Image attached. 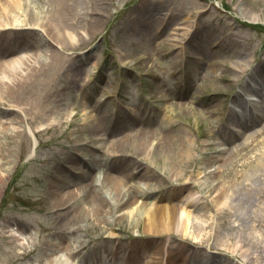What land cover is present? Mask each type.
<instances>
[{
  "label": "rangeland",
  "instance_id": "obj_1",
  "mask_svg": "<svg viewBox=\"0 0 264 264\" xmlns=\"http://www.w3.org/2000/svg\"><path fill=\"white\" fill-rule=\"evenodd\" d=\"M67 1L56 30L60 4L26 0L44 29L0 45L53 65L19 72L9 89L0 82V264H51L64 246L73 259L53 264H87L119 240L134 246V264H156L166 240L184 264H264V199L251 190L250 201H231L242 213H214L264 155V106L233 108L264 75V0ZM248 119L245 130L236 123ZM111 176L130 187L121 201L105 196ZM187 200L186 236L144 231L153 203Z\"/></svg>",
  "mask_w": 264,
  "mask_h": 264
},
{
  "label": "bare ground",
  "instance_id": "obj_2",
  "mask_svg": "<svg viewBox=\"0 0 264 264\" xmlns=\"http://www.w3.org/2000/svg\"><path fill=\"white\" fill-rule=\"evenodd\" d=\"M60 4V8L58 11L60 12V19L53 22V29L59 30L66 26L67 19L65 17L66 9L70 7V3L67 0H53ZM26 7V0H0V45L3 49L7 48L9 44H15L16 42L24 40V35H19L13 33V30H28L32 28L41 27L44 29V23L37 18V12L35 15V11H30L29 13L25 12ZM20 27V28H19ZM19 32V31H16ZM55 32L50 34L51 38H49L52 43L54 42L55 45L59 43V36H53ZM2 36V37H1ZM73 37L71 32H67V39L71 42V38ZM57 42V43H56ZM50 53L48 57L52 60H55L57 63L60 60H63V56L61 55V51L55 49H49ZM10 55L6 57L7 55ZM40 55H37L36 52L31 51L28 49H19L16 53H4L0 52V82L6 84L7 89L11 87L18 78V74H24L21 71L32 69V72H37L45 67H51L52 64H45L42 63L38 65V58ZM6 57V58H3ZM27 76V75H26ZM25 76V77H26ZM263 76H261L260 80ZM21 81V78H20ZM259 81V85H260ZM245 85H249L248 82ZM259 85L252 87L251 89L254 90V93H258ZM251 101L255 98L253 95L248 96ZM72 111V110H70ZM71 114V112H70ZM264 131V124L262 125L260 132ZM257 133L252 132L249 136L245 139L248 140L249 137L256 135ZM245 142V141H244ZM243 142V143H244ZM248 144V141H247ZM140 146V143H138ZM258 159L256 163L253 160V168L248 176L244 177L243 179H237L239 185H241L240 191L231 192L229 193L228 199L227 197L224 200L218 202L219 204L215 205V212L217 216H220L223 212L225 213H233L238 210V206L233 204L231 201L235 200L237 202V198L240 201H250V197L252 196V192L249 193L251 190H255V194L259 197L264 199V186L262 185L264 182V155L258 154ZM227 159V158H225ZM223 159V161L225 160ZM261 160V161H260ZM263 160V161H262ZM244 166V163L241 164ZM218 168H214L213 170H206L203 174L210 175L214 174ZM202 172V169L198 170L197 172L191 174V178L196 174ZM113 179V184L109 185L107 189V194L112 196L113 192L115 191L118 194V200L120 201L125 196L130 194V187L125 188V182L121 180V178H116L115 176H111ZM225 193L224 188L220 189L219 192L214 196L216 199L223 196ZM261 193V194H259ZM120 194H122L121 197ZM248 194V196H247ZM107 195V196H108ZM72 196H75V193H72ZM129 203L135 201L134 197L128 199ZM238 203V202H237ZM194 201L187 200L185 206H177L175 203L171 202L166 205V207L162 204H154L152 209L149 213H144V231L147 233H158L161 232V229H166V231H175L177 234L182 236L187 235V226H188V218L191 212V208H194ZM106 208H104L105 211ZM123 209H127L128 207H124ZM242 213L241 208L237 211ZM137 214L142 216V210H137ZM162 217L166 220L165 225L162 222ZM8 232V231H6ZM109 234H113L109 232ZM167 242V241H166ZM123 247V248H122ZM134 250V246L131 244V250ZM162 249V250H161ZM61 252L58 255L54 253L49 256V261L51 264L54 262L62 263L65 261H69L73 259L74 252H71L67 246L60 249ZM126 250H130L129 246H122L120 245V249L116 250L115 255L108 259V256L102 254L101 260L92 259L87 264H129V260L135 259L131 252L126 253ZM161 250V251H160ZM174 251L177 252V256L169 257L168 254ZM182 247L177 246V249H173L170 246L167 247V243L162 245V248H158L155 252L154 258L158 263L157 264H184V255L182 253ZM167 254V257H166ZM136 255V254H135ZM181 255V256H180ZM137 256V255H136ZM260 255V252L258 253ZM125 257L127 259H125ZM112 259V260H111ZM182 259V260H181ZM114 260V261H113ZM212 263L213 260H211ZM181 262V263H178ZM211 263V262H210ZM211 263V264H212Z\"/></svg>",
  "mask_w": 264,
  "mask_h": 264
}]
</instances>
